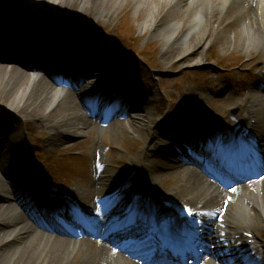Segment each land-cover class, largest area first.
I'll list each match as a JSON object with an SVG mask.
<instances>
[{
  "label": "bare ground",
  "instance_id": "6f19581e",
  "mask_svg": "<svg viewBox=\"0 0 264 264\" xmlns=\"http://www.w3.org/2000/svg\"><path fill=\"white\" fill-rule=\"evenodd\" d=\"M161 1L166 4L164 10L167 14H174L175 12L174 20L169 26L157 29L155 17L151 14L142 28L151 29L159 39L163 40L164 62L179 58L184 62L190 60L189 64L199 65L203 60L202 54H205L204 49L208 48L213 40L221 41L220 36L224 37L221 41L224 50L231 47L234 42H240L241 51L248 53L251 51L259 53L264 51V0ZM87 2L99 9L113 4L117 12L121 9V5L125 6L129 0H85V3ZM38 4L48 6L51 4V0H38ZM184 28L187 29L186 34L180 40H177L176 36ZM229 34L233 37L227 38ZM5 47V41L0 42V48L6 50L4 53L11 54V58L16 60L17 57L14 56L13 50H7ZM198 50L201 51V55L196 57ZM0 52H2L1 49ZM2 56L0 57V84L3 80L5 84L2 90L0 86L1 102H3V99L8 98L12 101L11 106L15 104L26 105V108H29L28 110L35 111L37 115H49L60 108L58 122L65 123V129L71 132L68 135L83 134L90 122L84 114L86 109L83 103L80 102V99H86L85 89H79L78 93L69 95L65 84L50 85L40 77L41 72L38 70L25 72L15 67L9 69L4 63H14L7 60V56ZM97 57V65L100 68H94L89 75L90 78L94 79L93 83L97 79L102 65L104 67L106 62H109V58L104 53L100 52ZM60 71L64 72V69L60 68ZM262 88L264 90V83ZM107 92L111 91L108 90ZM102 96L108 100H113L111 93H104ZM251 99L250 96L240 102L238 108L246 109L247 114L240 116L234 127L217 129V127L212 126L205 134L209 143L216 142V145H219V150L215 153L217 155L213 159L207 157V160H210L209 162L213 166H220L225 170H252V168L264 170V155L254 153V156H251V151L254 152L255 150L252 149L250 143L254 140L247 143L254 138V134L258 129L257 118L259 115L264 120V105L262 110H259V107H261L260 102H264V93L260 99L253 100L254 102ZM135 106L137 105H129L128 109L130 110ZM8 111L17 113L15 109L11 108ZM196 115L197 118H209L205 113L198 112ZM19 117L21 116L19 115ZM137 117V115L133 116L134 122L127 123L129 133L142 132L145 122L144 119ZM24 118L21 117L22 120ZM188 119L192 120L190 117ZM11 120L13 121L12 124L7 125L6 121L0 119V144L1 142L19 139L18 130L14 128H20L19 124L13 117H11ZM226 120L231 122L230 118H226ZM254 121L256 122L253 123ZM191 123L193 122H188L185 126V140L189 133L191 136L202 138L203 135L197 131V127L189 126ZM54 127H57V125H54ZM115 127L110 128L113 129V134H117L114 131ZM169 133L174 136L173 131ZM240 133H246L247 137L238 145L235 141ZM162 138L160 136V139ZM160 139L156 135L154 149L147 150L144 153L142 165L135 164L130 172H126L131 173V175H124L123 180L126 184L135 181L138 186L133 194H126L129 196L128 199L119 200L116 212L111 218H96L92 214L89 215V212L85 214L78 213L81 221L84 224L90 223V227H92L96 236H100L99 234L104 232L108 225L121 217L122 211L127 210L129 213H136V209L139 211L143 207L144 214H148L150 220L146 221L145 219L140 231L146 232L148 236L142 237L139 233L136 238H133V241H129V243H133L132 247L128 245V241H122L120 245H114L85 238L80 241H73V239L47 235L27 220L24 215V212L27 215V208L24 209V212L20 209L23 205H28L26 192L32 193L34 203H39L38 208H42V211L38 213L42 216L49 215L50 219H44L57 224L51 217L56 216L58 208L55 209L56 212H53L45 203L51 205L63 204L64 202L74 201L79 197L84 201H88L90 206L96 207L103 204L111 198V195L108 194L110 182L107 179L105 180V176H101L93 187L88 189L87 193L72 191L53 196L45 192L43 190L44 186L38 183L40 182L37 179L39 174H32L29 179L19 183L20 179L17 180L10 173L6 163L3 162L0 165V200L4 202L0 204V264H185V258H189L190 262L188 264H191L190 258L193 260V264H201L206 256L211 257L207 264H247L253 258V255L250 254L253 245L259 243L255 234L259 226L258 223L256 224L253 221L258 218L264 222V180L260 184L257 183V180H251L248 185L235 189L233 195L229 194V191L221 188L217 181L205 177L202 173L197 172L195 168L186 166L187 163L197 162L192 159L193 156H191L190 151L186 152L185 164L183 162L178 166L177 164L170 165L169 159L172 158V154H165L162 156L161 161L156 157L154 158L161 151L159 150ZM186 146L189 150H194V148L189 147V144ZM1 153H3V150L0 147ZM97 162L99 169L103 172L105 161L98 157ZM177 168L180 172L178 175L183 180L173 190L175 192H167L165 195L161 192L158 193L156 179L163 177L166 173L169 174V172L173 174ZM20 185L25 186L19 188ZM239 189L240 192H238ZM182 196H185V204L180 203L176 209L169 207L175 198L179 200ZM42 201L45 203H42ZM190 203H193L192 207L188 205ZM216 212H218V217L208 218L210 213ZM169 213L172 214V218L168 217ZM197 217L203 219V221H199ZM60 221L63 222V220ZM158 227L161 228L159 235H162L159 240L160 244L155 243V238L158 235H153L152 238L148 239L151 236V231ZM204 227H208L211 233L210 236L203 237V240H201L198 233ZM243 232L253 234V236L245 238L242 236ZM165 234H172L178 237L179 241H167L163 244L161 241L168 240ZM256 240L257 242H255ZM242 243H245V249ZM93 244H98L99 248L93 250L91 248ZM150 244L148 252L143 249L144 245ZM181 246L185 248L186 246L192 247L186 248L187 250L184 253ZM158 250L165 252L166 256L165 254L155 255V259H152L150 255L156 254ZM126 253L135 257L133 262L128 261L127 258H122L120 255ZM179 260H181V263H178Z\"/></svg>",
  "mask_w": 264,
  "mask_h": 264
},
{
  "label": "rangeland",
  "instance_id": "374dc122",
  "mask_svg": "<svg viewBox=\"0 0 264 264\" xmlns=\"http://www.w3.org/2000/svg\"><path fill=\"white\" fill-rule=\"evenodd\" d=\"M7 1L0 0V22L10 17L12 19V21L9 20L10 23L15 25L21 23L28 29V20L32 18L39 19L38 22H40L37 28L23 31L24 36L31 45H38L40 38L43 37L39 32L42 28L40 26L47 28L52 21L62 22V26L56 24L57 30H54L58 32L54 34L56 37L63 36L61 43L65 41L66 44H69L72 40L79 39L77 33L82 35H80V44L84 42L83 48L85 43L89 42L101 44L102 47H100L98 53L103 51L104 55L107 58L110 57V61H112L110 65L107 64L102 67L98 73L97 81L101 83V92L114 88L115 92L120 91V93H125L127 96L123 100H118L114 105L106 102L95 107L93 105L95 97L89 94L93 90L87 89V99L91 101L93 106L89 111L85 110L84 114L90 122L81 135H68L71 132L65 129V123L58 122L60 108L49 115H37L35 111L28 110L29 108H26V105L15 104L11 106L12 101L8 98L3 99V102L0 101V119L10 125L13 122L11 117H13L20 127H14L18 130L19 139L1 142L0 147L3 153L0 154V163L5 162L7 164L10 173L17 180L20 179L19 183L29 179L32 174H39V177H42L40 182L43 181L41 183L45 185L44 187L51 191L73 190L87 193L88 189L92 188L95 182L99 180V177L112 175L115 179L111 182V184L113 183L111 191L119 190L116 187V181L122 183L121 179H123L124 172L135 161L142 160V153L152 144L154 135L159 136L161 133L166 132V127H170L172 122L185 118V114L189 115L192 111L193 113H205L206 116L216 120L219 119L216 126L224 128L228 126V124H224V117H232V121H235L234 118L239 116V112L232 114V111L236 112L238 110L236 107L240 105V102L250 96L252 97L251 101L254 102L253 100L260 99L262 94L261 77L264 74V51L260 53L241 51L240 42H234L231 47L224 50L221 42L224 39L223 36H220L221 41L213 40L210 46L204 49L205 54H202L203 60L199 65L189 64L190 60L184 62L179 58L164 62L163 40L159 39L151 29L142 28L151 14L155 17L157 29L169 26L174 20L175 12L174 14H167L164 10L166 4L161 0H129L125 6L121 5V9L117 12L113 4L99 9L88 2L85 3V0H51V4L48 6H40L38 0H12V3ZM6 8L9 12L11 11L9 16L8 12L5 11ZM80 18L89 21L91 23L89 25L97 24L99 30H104L106 35L102 34L100 38L98 35L95 38L85 37L86 33L88 35L92 33L88 30L87 23L80 21ZM0 25L4 26L5 24L1 23ZM6 26L11 27L10 25ZM61 29H64V31L73 30L71 33L63 32V34H59ZM186 31V28L182 29L179 35L176 36L177 40H180L186 34ZM124 32L125 34H123ZM119 35L121 37L130 36L127 42L138 49L140 48V51L142 50L141 54L144 59L132 62L134 67L139 70L141 65H147L141 70V73L132 72L129 64H122L126 56L114 44L115 40L120 39ZM230 37H233V35L229 34L227 36V38ZM7 38L9 39V36H6L5 42H8ZM9 40L12 44V40ZM12 48L20 54L17 47L12 46ZM0 49L2 51L0 52L1 56H7L10 59L9 61L14 63H4L9 69L15 67L29 72L26 67L29 66L28 62L33 63L35 59L32 58L34 51H27L26 54L20 55L22 60L18 62L11 58V54H5L6 50L4 48ZM70 49L73 50L74 46ZM200 52L196 54V57L201 55ZM146 55H149V57H146ZM47 59L48 61L53 60L51 56H48ZM95 61L88 62L84 71H87ZM127 70L130 75H128ZM66 71L67 79L63 75L60 77L58 76L60 74L55 73V75L60 82L63 79L68 80L67 85L70 86L68 94H75L77 92L71 89V84H73V82H70L71 70L67 69ZM121 72H125V75H116ZM80 76L82 77L83 73ZM40 77L50 85H56L55 78L49 77L43 72ZM3 81L0 84L1 90L5 84ZM75 85L80 87L76 82ZM261 102L262 107L264 103ZM129 103L130 105L136 104V108L129 110ZM9 108L15 109L17 113H14L13 116L12 112L8 111ZM245 110L242 108L241 113H245ZM19 115L22 118L27 117L22 120ZM135 115L138 116L137 118L144 119L145 122L142 132H137V134L129 133L127 128V123L134 122L133 116ZM198 121L204 128H208L206 121V123L202 120ZM183 123L185 121L180 124ZM53 124L57 127H54ZM113 126H116L114 131L117 134L112 133L113 129L110 128ZM132 139L136 142L133 143ZM26 141L36 149L38 158L42 159L44 156L47 158V161H40L37 168L29 161L19 157V150L25 145ZM167 144L164 152L155 156L156 159L160 160L165 154H174L177 150L176 145L171 144L170 146L168 141ZM78 154H81L87 161L76 159V157H79ZM99 155L104 157L106 164L105 171L102 174L98 171L96 163ZM174 159V162H180L179 158ZM263 180L264 176L258 180V184ZM231 181H236L234 186H237L240 179H232ZM155 182L157 189L164 193L173 191L172 189L180 183L177 181L175 174L170 172L161 178L158 177ZM22 186L20 185L19 188ZM240 191L239 189L238 192ZM3 203L0 200V204ZM28 204L32 206V203L28 202ZM26 208L27 215L24 212ZM20 209L24 212L27 220L47 235L73 239V241L77 240L68 231L58 232L46 226L41 227L40 220H37L38 224L31 219L34 213L28 205H23ZM110 214L111 212L108 213L107 217ZM253 222L258 223L259 226L255 234L259 239H264V222L258 218L254 219ZM85 237L87 240H96L87 233H85ZM91 248L97 250L99 247L98 244H93Z\"/></svg>",
  "mask_w": 264,
  "mask_h": 264
}]
</instances>
